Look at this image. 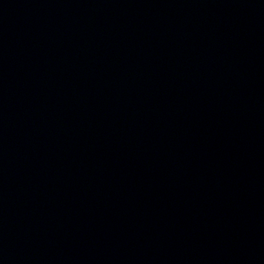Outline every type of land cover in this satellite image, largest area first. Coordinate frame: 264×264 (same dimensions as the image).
<instances>
[{"label": "water", "instance_id": "obj_1", "mask_svg": "<svg viewBox=\"0 0 264 264\" xmlns=\"http://www.w3.org/2000/svg\"><path fill=\"white\" fill-rule=\"evenodd\" d=\"M0 264H264V0H0Z\"/></svg>", "mask_w": 264, "mask_h": 264}]
</instances>
